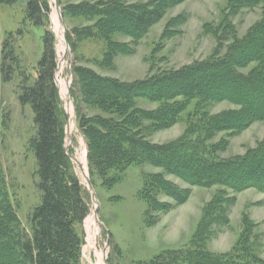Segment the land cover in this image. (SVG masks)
<instances>
[{
    "label": "trees",
    "instance_id": "obj_1",
    "mask_svg": "<svg viewBox=\"0 0 264 264\" xmlns=\"http://www.w3.org/2000/svg\"><path fill=\"white\" fill-rule=\"evenodd\" d=\"M58 1L64 18H84L93 23L68 32L69 45L75 49L82 41L102 40L105 53L101 65L107 68L113 66L117 56L133 55L137 42L170 9L183 2L151 0L146 4H128L124 0H109L65 6L62 0ZM22 2L26 20L34 27L49 24L51 0H0V5L11 7ZM259 5H263L262 18L240 38L231 19L242 10ZM186 22L185 15L172 18L161 39L179 35V27ZM203 30L218 43L215 53L206 61L134 82L104 77L80 66L72 70L70 93L78 131L86 146V174L92 180L95 176L100 178L102 186L111 190L132 166L147 164L162 170L146 175L138 194L147 205L148 228L158 223V214H168L190 199V189L179 187L166 176L192 187L224 188L204 207L189 246L165 250L136 264H264L251 241L258 225L247 215L243 216L242 232L229 252L213 253L208 249L214 228L230 225L229 211L236 199L226 190L235 194L256 190L264 194V140L243 156L217 157L227 150L231 138L257 122L264 123V0H229L221 24H206ZM117 36L130 38L132 43H119ZM14 67H19V59L11 45L5 43L1 64L5 83L11 81ZM246 69L250 71L244 73ZM57 70L56 38L47 31L37 65L38 78L34 83H23L19 95L20 104L30 106L34 116L36 135L31 148L37 162L40 204L32 213L28 233L21 225L0 168V264H81L85 237L80 229L88 224L90 230L93 213L69 157L74 155L73 147L69 155L66 151L68 117L56 82ZM138 99L158 106L154 110L140 109ZM193 102L195 106L186 114L187 128L181 137L165 144L148 140L147 132L168 130L178 124ZM223 102L238 109L209 112L212 105ZM86 110L98 113L88 116ZM220 134H225V138L212 143Z\"/></svg>",
    "mask_w": 264,
    "mask_h": 264
},
{
    "label": "rangeland",
    "instance_id": "obj_2",
    "mask_svg": "<svg viewBox=\"0 0 264 264\" xmlns=\"http://www.w3.org/2000/svg\"><path fill=\"white\" fill-rule=\"evenodd\" d=\"M109 0H62L63 5H77L83 2L94 3ZM151 0H124L128 4H146ZM229 0H183L170 9L164 19L154 26L149 33L134 47L131 56H117L113 66L107 68L101 65L105 53L102 40H86L73 49L67 41V33L76 28L93 25L84 18L62 17L60 33L57 29V9L51 0L52 13L46 27H34L26 20L25 3L16 6L0 5V168L5 177L8 194L16 206L17 215L22 227L29 233L30 220L34 209L40 204V193L36 188L37 162L31 148V140L36 135L34 116L30 106H22L19 102L20 88L23 83H34L38 78L37 65L43 54V36L49 31L55 35L58 70L57 86L60 89L62 107L67 114V126L73 117L70 128V139H67L69 149L73 147L74 155L80 166L76 173L84 186L93 211V221L90 230L88 224L80 229L85 237V246L81 264H136L149 261L165 250L186 248L200 222L202 212L207 203L221 187L204 189L192 187L181 180L166 176L167 180L179 187L191 190L188 202L176 207L168 214H158V223L148 228L145 224L147 205L138 194L144 186L145 176L162 173L161 169L150 165L132 166L124 174L122 181L113 189L102 186L98 177L90 178L93 194L98 208L93 202L87 173L86 146L80 136L74 101L70 89L73 82V68H90L99 75L114 78L122 82L143 80L150 75L176 70L181 67L208 60L218 47L217 40L204 33V26L211 24L218 27L221 24L222 13ZM62 10V6L60 5ZM63 14V13H62ZM263 5L249 10H242L231 19L237 35L242 38L262 18ZM179 15H185L187 22L179 27L180 34L169 40H162V34L167 23ZM65 35V44L63 42ZM119 43H132V39L117 36ZM8 43L15 50L19 59V67L15 69L10 82L5 83L1 72L3 47ZM226 45V43L224 44ZM225 51V50H224ZM224 51L221 52L224 54ZM11 66V64H8ZM250 69L243 72L248 73ZM61 91V92H60ZM62 93V94H61ZM66 95L69 101L63 97ZM158 104L145 99L137 100V107L144 110H154ZM195 102L182 115V120L174 127L148 133L147 138L156 144H165L181 137L187 128V112L193 111ZM69 107L71 112H69ZM238 109L236 106L223 102L209 108L211 114ZM98 111L86 110L88 116H94ZM148 125V123H146ZM67 128V127H66ZM225 138V134L217 136L212 143ZM264 140V123L257 122L240 135L229 140L226 151L218 153L219 159H229L243 156ZM89 173V172H88ZM236 203L230 208V225L215 227L214 235L208 243V249L213 253H227L237 242L242 232V219L247 215L258 225L254 232L252 243L256 253L264 260V194L256 190H248L235 194L226 190ZM165 202H171L165 199ZM90 215V216H91ZM84 233V234H83ZM118 248V252H116Z\"/></svg>",
    "mask_w": 264,
    "mask_h": 264
},
{
    "label": "water",
    "instance_id": "obj_3",
    "mask_svg": "<svg viewBox=\"0 0 264 264\" xmlns=\"http://www.w3.org/2000/svg\"><path fill=\"white\" fill-rule=\"evenodd\" d=\"M54 4H55L56 9H57V15H58V17H59V23H61V22H62L63 14H62V10H61V8H60L59 1H58V0H54ZM61 24H62V23H61ZM65 44H67V43L65 42ZM67 46H68V44H67ZM59 90H60V89H59ZM69 123H70V122H69ZM69 133H70V124H68V126H67V128H66L67 139H70V135H69ZM66 151H67V153H68V155H69V145H68V141H67V148H66ZM69 157L71 158L72 163H73L74 167L76 168V167H77V164H76L77 159H74V158H73L72 156H70V155H69ZM86 181H87L88 184H89V188H90L91 193H92L93 202H94V204L96 205L95 197H94V194H93V186H92V184L90 183V178H89L88 176H86ZM97 211H98V208H97V205H96V208H95V210H94V214H95L96 216H97ZM92 212H93V211H92Z\"/></svg>",
    "mask_w": 264,
    "mask_h": 264
},
{
    "label": "bare ground",
    "instance_id": "obj_4",
    "mask_svg": "<svg viewBox=\"0 0 264 264\" xmlns=\"http://www.w3.org/2000/svg\"><path fill=\"white\" fill-rule=\"evenodd\" d=\"M57 29H58V32L60 33L62 27L60 26V23L58 22V20H57ZM62 35H63V38H64L63 42H65V35H64V34H62ZM63 97L69 101V98H68L66 95H63ZM69 112H71L70 107H69ZM71 116H73L72 112H71ZM71 118H72V119H71V121H70V128L73 126V117H71ZM70 131H71V129H70ZM76 164H77V166H80V165L77 163V161H76ZM85 176H88V175L85 173ZM92 213H93V212H92ZM92 221H93V217H92ZM91 226H92V223H91ZM100 263L103 264V261H102L101 259H100Z\"/></svg>",
    "mask_w": 264,
    "mask_h": 264
}]
</instances>
